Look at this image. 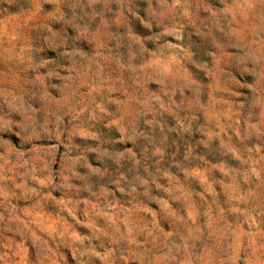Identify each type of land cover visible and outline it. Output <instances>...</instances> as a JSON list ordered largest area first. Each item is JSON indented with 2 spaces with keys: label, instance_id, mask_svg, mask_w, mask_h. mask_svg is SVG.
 <instances>
[{
  "label": "clouds",
  "instance_id": "1",
  "mask_svg": "<svg viewBox=\"0 0 264 264\" xmlns=\"http://www.w3.org/2000/svg\"><path fill=\"white\" fill-rule=\"evenodd\" d=\"M0 264H264V0H0Z\"/></svg>",
  "mask_w": 264,
  "mask_h": 264
}]
</instances>
